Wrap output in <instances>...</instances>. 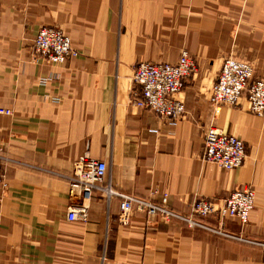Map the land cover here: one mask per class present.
Segmentation results:
<instances>
[{
	"label": "crops",
	"instance_id": "crops-1",
	"mask_svg": "<svg viewBox=\"0 0 264 264\" xmlns=\"http://www.w3.org/2000/svg\"><path fill=\"white\" fill-rule=\"evenodd\" d=\"M43 28L62 29L78 51L63 65L36 57ZM183 51L199 74L177 97L174 124L135 107L140 63L176 64ZM243 60L264 78V0H0V264H264L255 245L224 240L134 212L96 194L88 220L69 222V179L85 156L104 162V185L187 214L198 199L252 188L256 206L230 234L264 242V118L215 111L210 96L223 61ZM216 128L246 145L226 172L202 160ZM217 226L216 217L203 219Z\"/></svg>",
	"mask_w": 264,
	"mask_h": 264
},
{
	"label": "built area",
	"instance_id": "built-area-1",
	"mask_svg": "<svg viewBox=\"0 0 264 264\" xmlns=\"http://www.w3.org/2000/svg\"><path fill=\"white\" fill-rule=\"evenodd\" d=\"M34 47L41 58H44L45 61L48 59L55 64H65L70 58L77 56L71 45V40L62 30H40L34 40ZM196 72V64L186 52L181 54L175 65L139 64L135 69L133 83L140 87L141 94L135 100L134 105L140 110L150 111L159 119L172 124L182 120L186 114V107L177 97L184 91L187 79L196 75ZM222 72L220 83L226 73H242L243 78L234 85V92L229 89L225 90L229 80L223 82L222 86H219L220 84L214 85L211 96L212 104L215 106L217 103L215 97L217 93L230 95L233 100H237L241 91L244 90V93L248 92L247 97L251 111L259 117H264V82L258 81L248 84L252 75L251 67L231 61L225 67V71ZM0 114L6 115L10 112L0 109ZM204 146L203 160L208 164L222 168L226 172L240 169L246 161L244 144L218 130L210 129L207 132ZM106 174L107 165L104 162L88 156L81 159L80 173H76L70 178V197L80 204L68 209L67 221L86 222L89 210L86 202L90 201L95 193H101L109 200L113 198L120 200L123 223H128L131 215L136 211L145 214L149 219H158L166 223L177 222L189 229L231 238L234 236L226 231L223 221L227 219L236 220L244 227L250 222L251 214L256 206V196L252 189H238L225 199H198L193 202L189 213L182 214L168 207L166 197L158 204L117 194L110 186L105 187ZM211 217H216L218 220L217 228L203 223V219ZM255 245L264 253V242Z\"/></svg>",
	"mask_w": 264,
	"mask_h": 264
},
{
	"label": "rangeland",
	"instance_id": "rangeland-1",
	"mask_svg": "<svg viewBox=\"0 0 264 264\" xmlns=\"http://www.w3.org/2000/svg\"><path fill=\"white\" fill-rule=\"evenodd\" d=\"M43 29H55V30H62V29H59V28H43ZM43 29H41V30H43ZM62 32L71 40V38L62 30ZM39 33V32H38ZM35 40V39H34ZM71 45H72V47H73V49H74V51L78 54V51L74 48V46H73V43H72V40H71ZM32 49H33V52L35 53V55H36V57L37 58H39L40 60H42V61H44V62H47V63H50V64H53V65H63V64H55V63H53V62H51V61H49L48 59H46V61H45V59L44 58H41V55L40 54H38L37 52H36V48L34 47V42H33V46H32ZM184 52H186V53H189V52H187V51H183L182 53H184ZM190 55V54H189ZM190 58L192 59V61L196 64V68H197V72H196V76L199 74V71H200V68H199V65H198V63H197V61L190 55ZM71 59V58H70ZM179 60V59H178ZM231 61H234L235 63H239V64H241V65H244V66H249V67H251V69H252V75L250 76L251 78L249 79V81H248V84L250 83V84H252V83H254V82H258V81H260V82H264V78H260L258 75H257V73L255 72V71H257L256 70V68L254 67V66H252V65H250L249 63H245L243 60H239V59H234V58H227V59H225L224 61H223V63H222V65H221V69H220V73H219V76H218V78H217V80H216V82H215V84L214 85H216L217 84V86L219 85V86H222L223 85V82H225L226 80H229V83H226V86H225V90H227V89H229L230 91H232V92H234V85L237 83V82H239V81H241V79L243 78V75H242V73H238V74H229V73H226L225 75H224V77H223V79H222V81H221V83H220V80H221V78H222V75H223V72L222 71H225V67L229 64V62H231ZM178 62V61H177ZM143 63H145V62H143ZM140 64H142V63H140ZM146 64H151V63H146ZM177 64V63H176ZM139 65V64H138ZM137 65V66H138ZM151 65H164V64H151ZM171 65H175V64H171ZM136 66V67H137ZM136 69V68H135ZM134 74H135V71H134ZM134 76V75H133ZM195 76V75H194ZM191 77H193V75L191 76ZM190 78V77H189ZM244 84V83H243ZM214 85H213V87H214ZM139 87V86H138ZM213 87H212V89H213ZM243 91V92H242ZM241 91V93H240V95H239V97H238V101L237 100H233L231 97H230V95H227V94H222V95H219V93H217V95L215 96L216 98H217V103H216V105L214 106L213 104H212V102H211V96H212V90H211V96H210V104L213 106V108H214V110L215 111H219L220 109H222V108H225V107H231V108H233V107H238L239 106V104L241 103V100L243 99V98H246L247 99V102H248V110H249V113H251L252 115H254V116H256V117H259L257 114H255V113H253L252 111H251V109H250V103H249V100H248V97H247V95H248V92H245L244 93V90H242ZM184 92V91H183ZM182 92V93H183ZM181 93V94H182ZM244 93V94H243ZM242 94V95H241ZM234 96H236V95H234ZM136 107V106H135ZM186 107V106H185ZM4 110V109H3ZM186 114H187V111H186ZM186 114H185V116H186ZM184 116V117H185ZM259 118H264V117H259ZM181 121V120H180ZM210 129H212V130H217L216 128H210ZM210 129H208L207 131H206V133H205V135L207 134V132L210 130ZM218 131H220V130H218ZM220 132H222V131H220ZM223 133V132H222ZM223 134H225V133H223ZM225 135H227V136H230V137H234V138H236L237 140H239V141H241L243 144H244V146H245V151H246V145H245V143L242 141V140H240L239 138H237V137H235V136H232V135H228V134H225ZM204 145H205V140H204ZM205 147V146H204ZM1 156V158H4L2 155H0ZM203 156H204V149H203V153H202V160H203ZM246 157H247V151H246ZM203 162L204 163H206L205 162V160H203ZM207 165H211V164H208V163H206ZM79 165H80V167H81V161L79 162ZM212 166H215V167H217V168H220V167H218V166H216V165H212ZM220 169H222V168H220ZM223 170V169H222ZM225 171V170H224ZM78 173H80V170L77 172V174ZM74 176V175H73ZM72 176V177H73ZM107 186H110L111 187V185H106L105 187H107ZM112 188V187H111ZM247 189H252V188H247ZM112 190L113 191H115L113 188H112ZM253 190V189H252ZM254 191V190H253ZM70 192H71V179H69V194H70ZM117 194H122V195H127V194H123V193H119V192H117V191H115ZM233 193V192H232ZM231 193V194H232ZM255 193V192H254ZM96 194V193H95ZM98 194H101V193H98ZM107 194H109V193H107ZM231 194H229V195H231ZM228 195V196H229ZM128 196H131V195H128ZM227 196V197H228ZM256 196V195H255ZM108 197L110 198V196L108 195ZM132 197H134V196H132ZM227 197H225V198H227ZM135 198H137V197H135ZM165 198V197H164ZM167 198V197H166ZM225 198H223V199H225ZM138 199H141V198H138ZM141 200H144V199H141ZM147 201V200H146ZM163 201V199L161 200V202ZM153 202V201H152ZM161 202H155V203H158V204H160ZM143 214V213H142ZM220 222V221H219ZM204 223V222H203ZM204 224H206V223H204ZM223 224L225 225V220L223 221ZM206 225H208V224H206ZM219 225V224H218ZM217 225V226H218ZM241 225V224H240ZM217 226H214L215 228H217ZM242 226V225H241ZM210 227H213V226H210ZM189 229V228H188ZM190 230H193V229H190ZM206 233H208V232H206ZM209 234H211V233H209ZM241 234L242 233H240V234H232L234 237H231V238H224L223 236H216V237H221V238H224V240H228V241H236V242H238V243H243V244H248V243H251V244H253V245H255L256 243H262V242H252V241H249V240H245L244 238H243V236H241ZM211 235H213V234H211ZM243 235V234H242ZM214 236V235H213ZM248 242V243H247ZM256 246V245H255ZM256 247H258V246H256ZM259 248V247H258Z\"/></svg>",
	"mask_w": 264,
	"mask_h": 264
},
{
	"label": "trees",
	"instance_id": "trees-1",
	"mask_svg": "<svg viewBox=\"0 0 264 264\" xmlns=\"http://www.w3.org/2000/svg\"><path fill=\"white\" fill-rule=\"evenodd\" d=\"M96 194H98V193H96ZM96 194H94V195H96ZM94 195H93V197H94Z\"/></svg>",
	"mask_w": 264,
	"mask_h": 264
}]
</instances>
